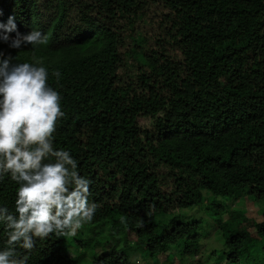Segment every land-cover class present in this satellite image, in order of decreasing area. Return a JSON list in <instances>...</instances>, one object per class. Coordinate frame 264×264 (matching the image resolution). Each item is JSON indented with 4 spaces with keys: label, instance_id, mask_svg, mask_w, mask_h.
<instances>
[{
    "label": "trees",
    "instance_id": "obj_1",
    "mask_svg": "<svg viewBox=\"0 0 264 264\" xmlns=\"http://www.w3.org/2000/svg\"><path fill=\"white\" fill-rule=\"evenodd\" d=\"M10 15L48 37L0 51L48 70L54 145L97 205L75 235L36 238L28 264H187L212 231L209 264H264V209L230 206L264 202V0H0ZM17 187L0 175L11 212ZM193 207L208 219L183 221Z\"/></svg>",
    "mask_w": 264,
    "mask_h": 264
},
{
    "label": "clouds",
    "instance_id": "obj_2",
    "mask_svg": "<svg viewBox=\"0 0 264 264\" xmlns=\"http://www.w3.org/2000/svg\"><path fill=\"white\" fill-rule=\"evenodd\" d=\"M0 43L35 48L47 44L48 37L35 29L19 32L10 15L0 21ZM52 75L59 80L61 73ZM48 78L45 67L17 62L0 51V175L8 174L18 185L15 211L0 205L7 239V246L0 248V264H28L36 238L75 235L97 211L89 200L92 181L80 174L69 150L54 145L57 122L65 113L61 94Z\"/></svg>",
    "mask_w": 264,
    "mask_h": 264
},
{
    "label": "rangeland",
    "instance_id": "obj_3",
    "mask_svg": "<svg viewBox=\"0 0 264 264\" xmlns=\"http://www.w3.org/2000/svg\"><path fill=\"white\" fill-rule=\"evenodd\" d=\"M233 209L239 208V207H244L247 213L251 216L254 217H259L261 215L262 210L264 209V202H260V204L257 203H247L246 200L243 198H239L235 200V202H231L230 205ZM226 217H228V214H225ZM209 216H207L204 212V210L200 207H193L186 209L183 211V214L181 216L183 221L194 219V218H201L206 221ZM77 233V231H76ZM101 235H107L109 234V229L104 228L100 232ZM208 233H206V238L203 239V244L201 248V252L195 256L194 258L190 260H185L187 264H209L211 262L208 254L212 252L213 249L215 248H221V243L218 241L216 234L212 231V236L210 235L207 237ZM89 234H87L88 236ZM89 237V236H88ZM71 255L77 254L75 251L74 246L71 247ZM133 262L134 264H147L148 262L145 260V258L135 251L133 253Z\"/></svg>",
    "mask_w": 264,
    "mask_h": 264
}]
</instances>
